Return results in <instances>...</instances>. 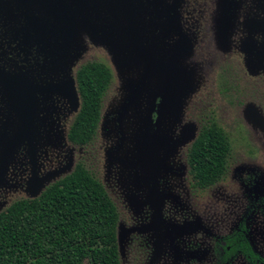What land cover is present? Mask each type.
Instances as JSON below:
<instances>
[{
  "label": "rangeland",
  "instance_id": "rangeland-1",
  "mask_svg": "<svg viewBox=\"0 0 264 264\" xmlns=\"http://www.w3.org/2000/svg\"><path fill=\"white\" fill-rule=\"evenodd\" d=\"M173 1L142 2L138 15L139 32L144 45L148 37L154 44L158 45L159 42L167 44L165 60L176 64L173 57V50H176L174 43L177 40L175 22L169 16ZM190 6H192L190 0H183L181 7L177 8L175 15L181 27L182 21L192 20ZM147 44L150 47L149 43ZM150 49L152 54L156 55V50L151 47ZM132 55V52L119 53L118 57L113 59L103 48L88 44L83 58L76 62L80 65L87 61H101L113 74L112 84L104 100L98 137L91 158L86 159L84 151L67 140L68 128L79 110V103L74 105L67 100L70 107L68 108L66 104L64 119L52 121L55 103L40 104L41 97H45L46 101L49 96L35 94L38 99L35 109L37 129L35 147L38 162L36 176L38 179L46 178L45 187L59 177L65 176L79 160L85 158L87 167L97 173L120 212L118 243L121 263L149 264L157 233L151 228L153 210L147 203L150 166L145 153V125L154 100L161 90V80L158 74L151 72V76L143 84V90L135 92L138 90L137 84L143 81L146 75V69ZM191 62L196 68H193L192 76L188 73L189 70L184 72L182 79L185 80V84L189 85L188 81L197 80L199 87L205 76L210 78L211 82L217 61L202 62L200 57L195 55ZM76 67L75 64L72 69L74 73ZM62 77L67 82L68 79ZM72 77L74 79L73 74ZM200 87L204 89V86ZM178 88L179 84L175 83L170 90L174 100L177 99ZM205 88L210 90L209 82ZM195 93V96H198L199 93ZM50 95L54 97L59 94ZM227 100L223 95L217 96L216 105L212 107V116L229 139L231 169L224 181H228V186L233 187L232 190L235 189L228 195L231 199L235 197L237 202L239 200L242 216L239 212L234 215L232 213L223 215V206H216L219 197L226 196L223 195L228 190L225 185L220 187L222 188L220 190L197 193L198 199L194 200L191 198L192 194L187 193L183 183L186 173L176 169V165L179 168L180 160V134L190 126L188 125L190 119L185 112L190 104V98L184 104L181 119L176 116L171 104L167 105L160 118L157 158L162 168L156 176V184L158 194L162 197L161 214L163 220L173 228H181L188 223L196 224L193 233L212 235L211 242L214 245L221 241L225 232H235L237 226L245 222L247 244L264 255V131L252 123L244 122L233 104L230 103L228 107ZM4 110L9 114V104ZM261 118L263 119L264 115H261ZM1 123L3 122L0 121V159L6 144L15 135L19 126L13 114L7 116L6 123H3L5 125L1 126ZM192 124L190 127L195 129L194 123ZM4 132L6 140L1 141ZM59 171H62L59 176L49 179L52 173ZM31 177L27 144L22 142L14 146L5 177L0 183V212L16 200L35 197L29 188ZM255 187L258 200L254 207H251L252 189ZM229 222H232L228 226L230 228H226ZM184 235L188 234L178 233L172 240H164L156 264L179 262L175 245L177 238ZM166 255L168 260H165Z\"/></svg>",
  "mask_w": 264,
  "mask_h": 264
},
{
  "label": "flooded vegetation",
  "instance_id": "flooded-vegetation-1",
  "mask_svg": "<svg viewBox=\"0 0 264 264\" xmlns=\"http://www.w3.org/2000/svg\"><path fill=\"white\" fill-rule=\"evenodd\" d=\"M190 1L192 20L182 21V32L193 43L194 53L192 58L196 55L200 57L202 62H213L214 60L217 63L213 69L211 82L210 78L205 76L204 82L200 85L204 86V89L200 86L197 87L195 92L199 93L198 96L196 95V97L194 92L195 94L190 97V104L185 112L188 119H190L188 125L191 126L194 123V139L190 140L193 135V128L190 126L180 134V142L183 145L178 161L179 168L176 165V169L186 173L183 183L186 186L187 193L192 194L191 198L197 200V193L213 192L222 189L220 187L225 185L228 190L223 195L226 196H220L216 206H223V215L224 213L234 215L238 212L241 214L240 210L242 208L239 200L237 202L235 197L231 199L228 195L230 192H234L235 189L232 190L233 187L228 186V181H224L225 177L210 187H202L194 182L191 175L189 149L198 137L202 127L210 123L217 124L212 116V107L216 105L217 96L223 95L228 99V107H230V103L233 104L239 110L244 122L246 121L243 110L248 107H250L252 113L259 112L264 115V72L259 69L260 62L257 60L261 56L264 44V9L258 4V0ZM37 4L38 0H0V72L5 76L0 78V121L6 123L7 116L10 117L13 114L19 124L13 136L16 137L22 126V116L18 107L20 105L17 106L20 101L15 95L17 103L14 108L12 105L13 96L8 91L6 79H15L13 81L21 84L20 87L22 85L26 88L29 87L30 95L28 96L31 105L27 123L29 124L30 135L29 140L26 136V139L19 141V143L25 142L27 144L32 176L34 172L37 174L38 168L35 147L37 133L35 109L38 99L35 94L49 96L46 101H44L45 97H41L40 104L45 102L55 103L56 109L51 116L52 121L64 119L67 102L70 101L73 104L71 98L67 97L62 89L55 91V86L67 85V82L64 81L62 74L56 71L53 72L54 69L50 65L48 56V62H44L45 54L39 50L38 38L35 32V23L38 17ZM248 61L251 66L253 65V68H248ZM83 64L78 65L76 63L75 73L72 71L77 93L76 71ZM193 68H196V66L192 63L190 69L193 70ZM17 77L25 78V84H22V80H16ZM207 82H209L211 91L205 88ZM50 94L59 95L53 97ZM7 104H9L11 112L9 114H6L4 110L7 108ZM67 106L70 107L69 104ZM3 123H1V126L5 125ZM5 135V132L2 133L1 141L6 140ZM30 140L34 147L31 150H29ZM9 158L6 161L5 174ZM230 159L229 155L227 173L231 169ZM2 180L0 183H2ZM257 200V188L255 187L252 189L251 207H254ZM231 223H227L226 228ZM224 235L221 241L215 245L211 242L213 236L210 234L190 233L179 236L175 245L178 249L175 248L178 254L177 259H179L176 264H264L263 253L254 249L249 243L247 244L245 222L239 224L235 232H225ZM168 259L166 255L165 260Z\"/></svg>",
  "mask_w": 264,
  "mask_h": 264
},
{
  "label": "trees",
  "instance_id": "trees-1",
  "mask_svg": "<svg viewBox=\"0 0 264 264\" xmlns=\"http://www.w3.org/2000/svg\"><path fill=\"white\" fill-rule=\"evenodd\" d=\"M113 74L101 61L76 71L80 107L67 134L91 158ZM229 139L215 123L202 127L189 149L191 175L210 187L227 174ZM84 159V160H83ZM50 183L37 198L0 212V264H122L117 243L120 212L86 159Z\"/></svg>",
  "mask_w": 264,
  "mask_h": 264
},
{
  "label": "water",
  "instance_id": "water-1",
  "mask_svg": "<svg viewBox=\"0 0 264 264\" xmlns=\"http://www.w3.org/2000/svg\"><path fill=\"white\" fill-rule=\"evenodd\" d=\"M149 1L150 0H38L36 9L38 17L35 23V32L38 38L39 50L45 54L44 62H48V56L50 58V65H52L53 69L68 79L67 85L55 86V91L62 89L65 95L71 98L74 105H78L79 103V107V95L72 77V69L76 62L82 59L83 54L86 53L88 44L103 48L107 51L110 58L113 59H116L119 53L128 54L132 52L133 58L146 69V75L143 81L137 84L138 90L135 92L143 90V84L149 79L151 72L160 76L161 90L154 100L155 103L153 104L145 125V153L150 166V175L147 180L149 193L147 203L153 210V225L151 228L157 233L152 260L149 264H156L161 254L164 240L168 239L170 241L173 239V236L178 233L190 234L196 230V224L188 223L181 228H173L163 220L161 214L162 197L157 191L156 176L162 168L157 158V132L160 118L169 104H171L176 111V116L180 118L181 114L182 118L184 104L188 98L194 94L198 87V82H196V80H190L191 82L188 81L189 85H186L184 82L185 80L182 79L184 72L188 70L190 71L188 72L190 75L191 73L193 74L190 65L192 66L191 60L193 59L192 55L194 53L193 43L191 39L182 32L180 22L175 15L177 8L179 6L181 7L183 0H174L169 13L170 18L175 22V32L177 36V40L174 43V45H176V50H173V57L176 60V64H172L165 60L166 56L164 55L167 51V44H163L162 42H159L158 45L154 44L151 39H148L149 37L146 39L145 45L142 41L139 32L138 9L142 2L149 3ZM258 4L264 9V0H258ZM147 43H149L153 50H156V55L152 54ZM257 60L260 62L259 69L264 72V44L261 56ZM251 67L253 68V65L251 66L248 61V68L251 69ZM2 75L3 74L0 72V78L5 77ZM13 80L15 79L7 78L6 84L9 93L13 96V107L15 108V104L17 103L15 95L20 101L17 103V106L20 105L18 107L22 116V126L16 137H13L3 151L0 159V181L5 174L6 161L12 154L15 144L19 143L21 140H25L26 136L29 140L30 135V128L27 123L31 105L28 96L30 95L28 91L29 87L26 88L24 85L20 87L21 84H17ZM16 80H22V84L26 82L25 78L22 79L20 77H17ZM175 83L179 84L176 100L170 95V90ZM133 98H135V96ZM243 114L246 122H249V124L252 123L254 126L264 131V118L262 119L260 114L252 113L250 107L244 109ZM192 132L193 135L190 140L194 139L195 129H193ZM180 145L182 146L183 144L180 142ZM33 148V143H31L30 140L29 150ZM61 173L62 171L52 173L49 179H53ZM60 178L61 177L58 179ZM45 179L46 178L37 179L35 172L33 173L29 182V188L33 192L34 198H37L49 185L44 187ZM118 251L120 255L119 243Z\"/></svg>",
  "mask_w": 264,
  "mask_h": 264
}]
</instances>
